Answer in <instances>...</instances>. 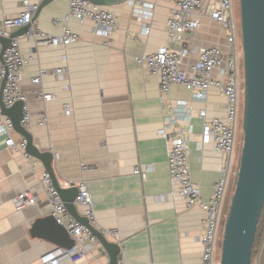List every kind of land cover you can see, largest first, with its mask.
<instances>
[{"label": "crops", "instance_id": "0c3cea01", "mask_svg": "<svg viewBox=\"0 0 264 264\" xmlns=\"http://www.w3.org/2000/svg\"><path fill=\"white\" fill-rule=\"evenodd\" d=\"M116 1L105 6L118 20L110 37L98 36L93 21L75 18L68 27L80 39L67 48L37 46L33 38L20 36V50L31 58L21 83L32 118L27 129L40 150L53 152L61 185L66 180L85 179L99 226L111 230L113 236L108 239L121 246V263L200 264L204 212L199 207L188 208L178 194L179 186L171 179L167 163L171 145L161 131L172 136L179 128L193 125L189 165L201 198L209 201L224 156L211 145L197 150L203 131L199 113L205 110L210 119L224 118L226 99L213 88L200 100L184 86L175 85L162 107L159 78L136 57L153 54L160 47L178 51L187 43L190 52L182 67L190 71L200 48L219 47L229 55L226 31L203 16L196 31L182 36L181 41H171L167 23L173 0ZM26 2L38 9L43 0H0V22L25 12ZM149 4L153 5L150 12L142 7ZM68 12L69 0H53L37 17L36 10L32 27L62 36V28L53 20ZM63 67L67 72L59 78L55 70ZM41 71L46 72L41 84H34ZM68 84L70 93L65 91ZM41 92L55 94L56 99L44 102ZM179 101L187 106H178ZM65 104H70L71 116L65 114ZM43 112L49 118L45 126L38 122ZM2 119L0 111V122ZM13 135L16 141L22 138L16 132ZM5 142L0 138V264H42L41 259L57 248L47 237L31 233L37 220L51 215L41 184L46 171L39 160ZM136 167L147 171L145 179L134 173ZM26 191H32L37 202L17 210L15 199ZM77 208L83 216L84 208ZM108 263V254L99 242L85 259L61 264Z\"/></svg>", "mask_w": 264, "mask_h": 264}, {"label": "built area", "instance_id": "2783aa9c", "mask_svg": "<svg viewBox=\"0 0 264 264\" xmlns=\"http://www.w3.org/2000/svg\"><path fill=\"white\" fill-rule=\"evenodd\" d=\"M130 4L135 5L133 1ZM149 10L153 5H142ZM37 6L26 2V11L16 17L5 18L0 22V36L9 37L13 29L33 25L34 14ZM209 17L221 25L226 31V40L230 47L227 56L219 47H203L198 50V58L190 71L183 69L182 64L190 52V46L184 44L181 50L175 51L167 47H160L155 53L136 57L147 71L159 78L160 103L166 104L165 95L175 85L184 86L200 100H205L208 92L215 88L226 99V114L224 118H208L205 110L199 113L203 121V131L200 141L196 143L197 150L204 146H213L215 151L224 156L219 180L213 186V193L209 201L201 198V188L192 177L189 165V142L193 135V125L179 128L172 136L167 130H162L161 135L169 140L171 145L168 155V170L171 179L179 186L178 194L185 199L187 207H199L204 212L202 220L203 233L200 238L202 255L200 264H220L221 243L224 226L229 210V198L235 188L237 175L240 168L238 155V136L243 121L244 99V57L242 29L238 26L234 0H173V7L167 23L168 36L171 41L182 40V36L196 31L201 23L200 18ZM71 18L80 22L91 20L95 23V33L98 36L110 37L118 27L116 15L105 6L94 4L87 0H69V12L64 18H55L53 24L63 30L62 36L49 34L31 27L24 37L33 38L37 46H63L67 48L79 41L80 36L73 33L68 27ZM150 28L146 27V34ZM0 42V111L1 103L8 109L18 102H25L22 125L26 128L31 124L32 118L27 98L22 91V73L25 66L31 61L20 50V37H15L4 54ZM67 58L64 57L66 62ZM66 68L55 70L59 78H64ZM46 72L41 71L40 76L33 79L34 84H41ZM65 91L71 92V85L65 86ZM40 97L44 102L56 99L55 94L41 92ZM178 106H187L186 102L179 101ZM67 116H71L70 104L64 105ZM190 114H186L190 120ZM39 124L45 126L49 122L47 112L39 115ZM15 130L12 121L3 116L0 122V138L6 139V146L23 153L26 152L27 142L24 138L15 140ZM83 167V171H87ZM134 173L142 179L147 176L140 167ZM42 187L49 199L51 215L61 225L66 227L75 245L71 249L55 248L48 252L42 259V264H61L63 261L74 262L85 259L99 244L95 236L86 226L78 222L67 210L65 202L58 194L49 174L42 177ZM64 188L76 186L79 194L76 205L83 207V216L87 217L90 224L104 236L112 237L113 232L99 226L96 218L94 204L90 189L85 179L66 180ZM37 202V196L32 191H26L15 199L17 210H22ZM100 227V228H99ZM119 264H123L119 262Z\"/></svg>", "mask_w": 264, "mask_h": 264}, {"label": "water", "instance_id": "95a60500", "mask_svg": "<svg viewBox=\"0 0 264 264\" xmlns=\"http://www.w3.org/2000/svg\"><path fill=\"white\" fill-rule=\"evenodd\" d=\"M53 0H43L37 15ZM102 6L118 3L116 0H87ZM241 29L244 57V99H243V145L240 168L234 192L230 199L222 244L220 264H251L252 251L258 224L264 208V0H240ZM31 24L24 26L9 37H1L2 53L10 47L15 37L26 35ZM25 102H18L11 108L1 103V114L9 118L13 128L27 142L26 153L39 160L50 175L58 194L65 202L69 213L86 226L108 254V264H119L121 246L110 241L90 224L87 217L80 215L76 198V186L64 188L55 173V156L51 151H42L34 143L30 131L22 125ZM32 235L47 237L56 247L71 249L75 241L70 233L52 216L37 220Z\"/></svg>", "mask_w": 264, "mask_h": 264}, {"label": "rangeland", "instance_id": "374dc122", "mask_svg": "<svg viewBox=\"0 0 264 264\" xmlns=\"http://www.w3.org/2000/svg\"><path fill=\"white\" fill-rule=\"evenodd\" d=\"M234 3H235L236 16L238 18V26L241 28L240 0H234ZM242 145H243V132H242V126H241V129L239 130L238 147H237L239 159L241 156ZM234 189L232 190V192L230 194L229 204H230V199H231V196L234 192ZM229 204H228V206H229ZM253 264H264V247L263 248H259V247L257 248L256 257L254 258Z\"/></svg>", "mask_w": 264, "mask_h": 264}, {"label": "trees", "instance_id": "16d2710c", "mask_svg": "<svg viewBox=\"0 0 264 264\" xmlns=\"http://www.w3.org/2000/svg\"><path fill=\"white\" fill-rule=\"evenodd\" d=\"M263 248L264 247V208H263V212L258 224V228H257V234H256V238H255V242H254V246H253V251H252V263L254 262V258L256 257V253H257V248Z\"/></svg>", "mask_w": 264, "mask_h": 264}]
</instances>
